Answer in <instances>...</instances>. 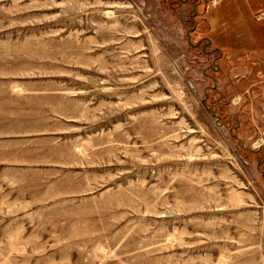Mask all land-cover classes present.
Returning a JSON list of instances; mask_svg holds the SVG:
<instances>
[{"label": "rangeland", "instance_id": "obj_1", "mask_svg": "<svg viewBox=\"0 0 264 264\" xmlns=\"http://www.w3.org/2000/svg\"><path fill=\"white\" fill-rule=\"evenodd\" d=\"M264 0H0V264H264Z\"/></svg>", "mask_w": 264, "mask_h": 264}, {"label": "flooded vegetation", "instance_id": "obj_2", "mask_svg": "<svg viewBox=\"0 0 264 264\" xmlns=\"http://www.w3.org/2000/svg\"><path fill=\"white\" fill-rule=\"evenodd\" d=\"M262 9H264V7Z\"/></svg>", "mask_w": 264, "mask_h": 264}]
</instances>
